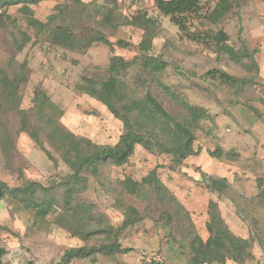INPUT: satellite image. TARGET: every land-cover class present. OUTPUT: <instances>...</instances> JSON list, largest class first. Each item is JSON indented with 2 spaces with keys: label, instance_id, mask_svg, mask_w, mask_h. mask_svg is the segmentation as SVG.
<instances>
[{
  "label": "rangeland",
  "instance_id": "374dc122",
  "mask_svg": "<svg viewBox=\"0 0 264 264\" xmlns=\"http://www.w3.org/2000/svg\"><path fill=\"white\" fill-rule=\"evenodd\" d=\"M217 1L201 0L200 14L187 16L190 31L206 34L223 29L236 49L247 46L251 52H256L257 70L250 66V59L244 60L249 69L232 61L225 52L217 50L216 45L207 46L189 38L169 16L159 13L154 0H42L30 4L28 9L19 4L7 10V20L0 24V67L10 73L21 70L23 64L27 67V80L20 89L21 109L31 112L34 92L42 87L63 110L60 123L64 127L95 143L115 145L123 130L122 121L103 102L80 91L76 85L85 77L107 78L113 55L131 60L140 54L138 44L144 31L130 21L134 15L147 12L161 22L150 53L167 61L166 69L157 77L190 104L206 107L213 120H202V129L197 131L195 146L201 148L200 153L189 156L176 170L168 167L169 155L153 154L137 145L126 164L103 165L100 177L93 176L91 169L86 172L89 181L75 195L74 203H94L95 212L104 214L115 227L112 233L83 239L58 226L52 215L41 219L17 199L0 200V244L8 251L3 264H59L64 252L72 247L99 246L114 241L132 250L114 255L98 252L69 264H136L154 259L174 263L177 260L170 256V236L165 228L168 219L161 217V205L152 202L149 190L132 195L122 192L118 184L125 176L141 181L157 164L162 165L159 168L161 180L189 211V218L184 216L182 221L173 222L172 232L178 239L193 229L206 240L209 202L217 201L223 218L236 235L250 238L254 234V223H258L260 231L253 239L252 257L244 264H264L260 244L261 239L264 241V201L259 185L264 179V0H234L232 11L213 23L205 15ZM30 17L52 25L69 24L81 36L101 30L110 41L124 40L130 45L122 48L115 44L110 48L95 42L85 49L52 45L46 39V29L40 31L29 22ZM215 69L225 70L245 81L231 85L218 78V74L207 75ZM120 77L127 84L125 89L129 94L143 96L150 89L167 110L182 114V107L174 97L164 91L140 63H134ZM0 119L3 130L13 142L7 159L0 151V179L12 187L28 181L49 186L70 173L44 132L38 133L43 148L20 130L19 114L8 111L0 114ZM30 122L39 125L33 114ZM218 147L223 149L222 159L209 153ZM202 172L226 177L232 185L228 195L220 197L211 192L203 181ZM64 192L60 187L55 193L58 212L65 205ZM119 199L138 208L142 217L122 230L118 228L126 216L117 206ZM225 264L239 263L229 259Z\"/></svg>",
  "mask_w": 264,
  "mask_h": 264
},
{
  "label": "trees",
  "instance_id": "16d2710c",
  "mask_svg": "<svg viewBox=\"0 0 264 264\" xmlns=\"http://www.w3.org/2000/svg\"><path fill=\"white\" fill-rule=\"evenodd\" d=\"M42 0H0V24L7 20V10L19 4L25 9L30 4H37ZM81 2V0H77ZM159 13L169 16L170 20L178 26L181 32L189 38L207 46L216 45L217 50L225 52L229 58L247 68L255 67L257 62L254 55L247 46L236 49L230 42L229 34L223 29L217 32L190 31L188 26L189 14L199 15L201 12V0H154ZM234 8V0H218L212 9L206 12L205 17L210 22L217 23ZM29 22L40 31L46 29V39L52 44L68 49H85L95 42L104 43L110 48L116 44L122 48L130 45L127 41H110L101 30H96L90 35L81 36L69 24L52 25L43 23L33 17ZM131 24L143 29L144 33L138 44L140 54L131 60L121 55H113L109 64V76L102 80L85 77L76 87L80 91L103 102L107 108L123 123V130L115 145L98 144L89 138L78 136L60 123L63 110L50 98V96L38 87L32 98L30 110L20 108L21 84L27 80V67L23 64L21 70H13L12 73L6 68L0 67V114L14 111L20 116V130L27 132L34 140L43 147L39 137V131L44 132L48 142L60 153L62 160L70 169L61 181H54L52 185L45 186L39 181H28L22 186H10L6 181L0 179V200L9 197L17 199L30 208L34 216L45 219L47 216H54L55 223L69 230L73 235L88 239L92 235L100 233H112L113 225L102 213L95 212V205L89 201L74 203L75 195L84 189L89 181L86 172L92 170L93 176H101V167L112 164L122 166L126 164L135 153L136 146L140 145L153 154H167L170 156L168 167L176 170L191 155L200 153L201 148H196L197 131L202 129V120L211 119L212 115L204 106L190 104L174 93L169 86L162 82L157 75L167 67L160 55L150 53L154 38L160 32L161 22L155 16L147 12H140L131 19ZM245 59H250L249 66ZM134 63H140L144 70L153 74L157 84L173 96L178 105L182 107V114L171 113L161 100L147 89L143 96L129 94L125 89L126 83L120 77ZM222 81L237 85L245 80L236 78L225 70H211L207 75L217 76ZM33 114L38 126L30 122V115ZM0 151L7 159L12 151L13 142L7 131L3 130V122L0 119ZM44 148V147H43ZM210 155L222 159L223 149L218 147L209 151ZM157 164L141 181L125 176L118 181L122 192L132 195L140 194L143 190H149L151 200L161 205L162 218L166 217L165 228L169 231L168 243L172 255L177 261L169 262L163 260H151L136 264H212L214 262L225 264L227 260L244 264L252 257L251 248L253 239L260 231L258 223H254L253 236L243 238L236 235L223 218L217 201L209 202L206 227L209 236L204 240L197 232L190 229L185 236L178 239L172 232L173 222L182 221L183 217L189 218V211L178 201L176 196L167 188L159 176ZM202 178L206 187L219 196H226L232 185L226 177H219L202 172ZM261 187L260 197L264 201V179L259 181ZM63 187L65 192L63 198L65 205L62 211L58 212L56 205L59 203L55 194L58 188ZM119 208L123 209L126 216L122 230L129 225L139 221L140 210L132 205H126L121 199L118 200ZM188 237V238H187ZM264 251V241L260 240ZM178 245V247L176 246ZM132 249L123 248L119 242L102 243L99 246L82 245L72 247L64 252L59 264H69L74 259L87 258L96 253L114 255L116 253H127ZM7 249L0 244V264L7 254ZM180 260V261H179ZM182 262V263H181Z\"/></svg>",
  "mask_w": 264,
  "mask_h": 264
}]
</instances>
